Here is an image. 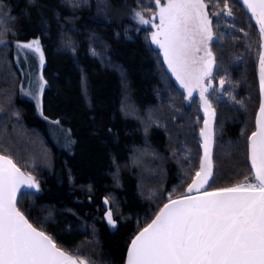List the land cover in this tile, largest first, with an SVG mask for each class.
<instances>
[{"label": "trees", "instance_id": "1", "mask_svg": "<svg viewBox=\"0 0 264 264\" xmlns=\"http://www.w3.org/2000/svg\"><path fill=\"white\" fill-rule=\"evenodd\" d=\"M126 1L110 0L114 8H122ZM136 1L159 10L155 0ZM224 2L205 0L209 11L219 13L214 26L228 9L232 12L225 19L231 23L228 30L215 27V90L221 89L225 75L241 89L236 98H222L216 105L211 190L254 177L250 137L261 103L260 31L239 0H227L228 9ZM98 8L97 0H0V39L5 42L0 48V100L12 102V112H17L13 120L24 129L9 127L13 120L6 109L0 133L6 126L8 136L14 134L22 145L13 149L0 145V153L41 183L39 193L25 192L19 199L21 210L36 227L60 247L86 257L88 264H125L139 231L169 198L188 194L202 152L199 148L196 164L191 156L184 159V142L195 150L200 137L193 123L181 125L175 115L170 119L167 113L174 114L170 107L159 108L165 79L161 54L147 31L128 17L100 18ZM34 39L45 57L44 116L37 113L33 100L21 95L22 78L28 76L15 43ZM225 83L234 93L233 84ZM148 114L159 122L145 124ZM51 119L72 129L73 153L52 138ZM19 131L40 137L38 154H31L41 160L30 163L19 152L30 140L17 139ZM109 210L114 227L106 218ZM85 246L89 255H84Z\"/></svg>", "mask_w": 264, "mask_h": 264}, {"label": "snow or ice", "instance_id": "2", "mask_svg": "<svg viewBox=\"0 0 264 264\" xmlns=\"http://www.w3.org/2000/svg\"><path fill=\"white\" fill-rule=\"evenodd\" d=\"M155 3L159 6V24L155 25L152 42L163 50L168 68L187 90L188 99H194L193 92L198 88L206 115L214 117L205 95L212 85L210 81L204 83L212 76L215 63L207 47L213 32L205 0H166L163 6L160 0ZM244 3L264 35V0ZM224 8L228 9L227 0ZM135 15L141 23L151 22L141 12ZM226 15H232L230 9ZM201 44L205 45L204 56L198 57ZM16 47L39 53L43 64L38 39L18 42ZM219 83L223 89L225 81ZM260 84L264 93V54L260 55ZM259 113L257 131L250 137L255 183L245 178L233 187L204 191L195 197L169 198L155 219L131 241L127 264H264V103ZM201 135L204 157L188 186L189 193L199 192L212 176L210 119L204 121ZM22 188L38 191L39 183L7 156L0 155V264H86L78 254L63 251L51 236L29 223L17 207V194L23 195ZM106 218L114 227L111 210Z\"/></svg>", "mask_w": 264, "mask_h": 264}, {"label": "rangeland", "instance_id": "3", "mask_svg": "<svg viewBox=\"0 0 264 264\" xmlns=\"http://www.w3.org/2000/svg\"><path fill=\"white\" fill-rule=\"evenodd\" d=\"M98 6H99V15L100 18H112V17H128L132 21L136 22L139 28L145 29L148 33L149 39L151 40V36L154 32L157 31V28L155 25L159 24V17L157 15L158 11H155L152 9V4L151 3H146V2H139L137 3L136 0H127L125 4L122 5V8H114V5L110 2V0H97ZM137 3V4H136ZM166 3V0H160V6H163ZM208 17L211 21V28L213 32V38L212 41L215 40L216 38V33H215V27L221 30H228V27L230 26L229 20H225L226 18H230L231 16L224 14V17L221 19V22L218 23L216 26H214V18L215 15L212 11L208 10V7L206 8ZM136 12H141L144 16L145 20H150V23L144 24L139 21V19L136 17L135 13ZM1 26L3 25L2 22H0ZM1 29V28H0ZM212 41L207 43V47L210 48L211 52L213 53V48H212ZM18 42L15 43L17 45ZM20 43V42H19ZM27 43V42H24ZM151 43L158 47L157 51L160 52L161 54V68L163 71V76L165 79V83L163 85L162 92L160 94V97H162V102L160 107H170L171 110L174 111V114H170V119L172 118L173 115H175V121L180 122L181 125L183 123H193V128L198 134V137L200 142H199V147L198 149L195 150H189L186 146V142H184L183 148H182V155L185 160L187 159V156H191L192 162L196 164L197 162V157H198V152L199 148L203 149V136L201 135V129L204 128V121H205V116H203L204 112L202 109L203 102L199 99V89L197 88L193 92V97L194 99L189 100L187 97V90L182 88L180 86L179 81L176 80L175 74L171 71V69L168 68L167 62L164 59L163 55V50L159 48L157 44H154L151 40ZM40 48L42 50V46L40 44ZM204 49L205 45L201 44L200 45V51L196 53L198 57L204 56ZM20 56H18L20 65H23V71L24 73L28 76V79L24 76L22 78V88H21V95L23 97L29 98L33 100L36 104L37 108V113L40 114L41 116H44V94L45 90L47 88V80L44 76V67H45V57H44V62L41 64L40 62V57L39 53H35L31 50L28 49H19ZM44 55V51H43ZM214 55V54H213ZM259 62V59H258ZM223 73V69H222ZM217 76V73L214 71L212 72V76L210 78H206L204 83L207 84L209 81L211 82L212 87L208 89V92L205 93V95L211 100L213 108L217 111L216 105L219 100L222 98H231L234 97L236 98V94L239 92L241 89L240 84H238L232 76L225 75L224 81H229L230 84H233V90L234 93H231L227 90V85L226 83L224 84L223 89L220 90H215L213 92V89L217 87V81L215 77ZM220 79V81L222 80ZM220 86V85H219ZM42 89V90H41ZM12 102L11 101H4L2 102L0 100V122H2L4 113L6 109H8L9 117L11 120L15 118V115L17 112L13 113L12 112ZM168 120V119H167ZM173 120V118H172ZM51 122L49 123V130L52 138L54 141L61 146L63 149L73 153L75 150V145H76V139L73 135V131L70 128V126L66 125L65 123H62L59 120H50ZM145 124H152L159 122L158 120H155L153 115L148 114L147 118L145 119ZM1 124V123H0ZM10 128L13 127L16 130H24L23 128H20L19 123L17 121L13 120L11 124H9ZM9 128V129H10ZM2 133H0V145L4 146L8 149H13V148H19L21 144L16 142V136L14 134H11L8 136V129L7 127L2 128ZM17 139L23 141L28 140L29 143H26V146L24 148V151L19 149L18 151L25 156V159L30 162V163H36L39 160H41L40 156L38 157L37 155L33 156L31 152L33 151L34 153L38 154L36 152V144L40 145L41 147V140L39 136H34L32 132H24L23 134L19 131V133H16ZM34 143H32V141ZM217 140V134L215 131V144ZM30 145H33L32 148ZM153 153V152H152ZM44 155V154H43ZM143 156L146 155V153L142 154ZM42 156V154H41ZM202 161V156L199 158V163L197 167V171L199 170L200 163ZM252 177L250 180H248L251 183H255V180ZM181 181V177L179 176V179ZM86 252L84 255H89L90 250L85 246ZM68 250V249H67ZM71 252V251H69ZM73 253V252H71ZM76 254V253H73ZM80 259H83L86 261L88 264V259L84 256H79Z\"/></svg>", "mask_w": 264, "mask_h": 264}, {"label": "water", "instance_id": "4", "mask_svg": "<svg viewBox=\"0 0 264 264\" xmlns=\"http://www.w3.org/2000/svg\"><path fill=\"white\" fill-rule=\"evenodd\" d=\"M240 2H241V4L244 6V8L247 10V12L250 14V16L252 17V19H253V21L255 22V24L257 25V27H258V29H259V31H260V26H259V24L257 23V21H256V17L252 14V11L248 8V6H247V4H245L244 3V0H239ZM260 35H261V52H260V55L261 54H264V35H262L261 33H260ZM5 44V42L3 43V44H0V48L3 46ZM215 60V59H214ZM214 65H215V63L213 64V66H212V68L214 67ZM258 80H259V87H260V94H261V103H264V93H262L261 92V84H260V56H259V62H258ZM211 103V102H210ZM261 103H260V105H261ZM212 104V103H211ZM212 108H213V105H212ZM260 108V107H259ZM213 110H214V112H215V115H214V117H209L208 115H206V113H205V111H204V107H203V111H204V115H205V120L206 119H210V132H211V142H210V149H211V163H212V176L209 178V181H208V184H206L205 186H204V188H202V189H200L199 190V192H197L196 190H193V192H191V193H189L188 192V194H186V195H184V196H193V197H195V196H198L200 193H203L204 191H217V190H220V189H215V190H211L210 189V185H211V183H212V181H213V177H214V170H215V162H214V150H215V128H216V120H217V113H216V110L213 108ZM259 115H260V113H259V110H258V113H257V118H256V129H255V131H257V119L259 118ZM254 131V132H255ZM203 146H204V137H203ZM0 155H3V156H7L9 159H11L12 161H13V163L14 164H16V166L18 167V168H20L21 169V171L22 172H24L26 175H31V176H33L34 177V179L39 183V190L37 191V190H35V189H28V188H22V192L23 193H25V192H36V193H39L40 191H41V183H40V181L38 180V178L34 175V174H32V173H30V172H28V171H26V170H24L23 168H21L9 155H6V154H4V153H0ZM203 157H204V147H203V149H202V160H203ZM202 162V161H201ZM250 162H251V140H250ZM251 167H252V162H251ZM252 169H253V172H254V175H255V169L252 167ZM195 179V178H194ZM192 183V182H191ZM223 189V188H222ZM20 197H21V194L20 193H18L17 194V207H18V209L23 213V215L25 216V218L26 219H28L29 220V223H31L32 225H33V227H35V228H37V230H40V231H43V230H41V229H39L38 227H36L33 223H32V221L29 219V217L21 210V208H20V206H19V199H20ZM183 197V196H182ZM178 198H181V197H178ZM178 198H175V199H178ZM169 202V201H168ZM167 202V203H168ZM163 208V207H162ZM161 208V209H162ZM159 213V212H158ZM158 213L156 214V215H158ZM156 217V216H155ZM155 217L153 218V219H155ZM152 222V221H151ZM150 222V223H151ZM149 223V224H150ZM148 226V225H147ZM146 226V227H147ZM145 228V227H144ZM143 228V229H144ZM143 229H141L140 231H142ZM139 231V232H140ZM43 232H45V231H43ZM45 234H47L46 232H45ZM139 234V233H138ZM137 234V235H138ZM47 235H49V234H47ZM136 235V236H137ZM50 236V235H49ZM135 236V237H136ZM134 237V238H135ZM133 238V239H134ZM54 240V239H53ZM55 242V241H54ZM56 243V242H55ZM57 244V243H56ZM58 245V244H57ZM130 245H131V243H130ZM130 245H129V247H130ZM59 246V245H58ZM60 247V246H59ZM63 251H65V252H67V253H70V254H73V253H71V252H69V251H67V250H65L64 248H62V247H60ZM129 249V248H128ZM127 253H128V251H127ZM79 258V257H78ZM80 259V258H79ZM87 264V263H86ZM125 264H127V255H126V262H125Z\"/></svg>", "mask_w": 264, "mask_h": 264}, {"label": "flooded vegetation", "instance_id": "5", "mask_svg": "<svg viewBox=\"0 0 264 264\" xmlns=\"http://www.w3.org/2000/svg\"><path fill=\"white\" fill-rule=\"evenodd\" d=\"M214 41V40H213ZM212 41V42H213ZM212 56H213V58L215 59V65H214V67L212 68V72H214L215 71V68H216V66H217V61H216V58H215V56L213 55V53H212ZM209 99V98H208ZM209 101L211 102V100L209 99ZM212 103V102H211ZM202 109H203V106H202ZM204 112V111H203ZM205 116V115H204ZM112 218H113V216H112Z\"/></svg>", "mask_w": 264, "mask_h": 264}]
</instances>
